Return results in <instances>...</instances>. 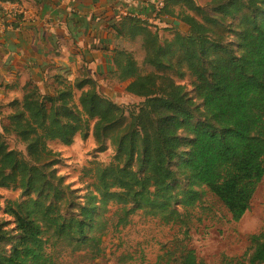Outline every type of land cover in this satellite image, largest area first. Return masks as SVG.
I'll use <instances>...</instances> for the list:
<instances>
[{
	"label": "trees",
	"instance_id": "trees-1",
	"mask_svg": "<svg viewBox=\"0 0 264 264\" xmlns=\"http://www.w3.org/2000/svg\"><path fill=\"white\" fill-rule=\"evenodd\" d=\"M156 18L175 20V32L185 34L162 40L155 25L115 11L102 19L113 39L135 44L141 55L139 61L132 51L110 50L109 73L138 104H118L101 91L107 78L89 73L80 41L72 49L82 58L76 76L60 67L44 92L38 82L46 62L37 58L36 80L7 105L10 112L0 108V188L20 194L0 205L11 220L0 218V264H58L49 239L65 241L71 252L100 254L110 205L124 225L141 211L185 232L204 190L235 223L250 210L264 180V0H209L207 8L163 0ZM12 51L28 65L20 47ZM90 131L92 157L108 148L114 155L106 165L90 163L91 183L75 189L58 174L64 159L48 144L70 147ZM250 244L247 264H264V235ZM156 264L203 263L178 240Z\"/></svg>",
	"mask_w": 264,
	"mask_h": 264
},
{
	"label": "rangeland",
	"instance_id": "rangeland-1",
	"mask_svg": "<svg viewBox=\"0 0 264 264\" xmlns=\"http://www.w3.org/2000/svg\"><path fill=\"white\" fill-rule=\"evenodd\" d=\"M195 1L201 7L209 6V0ZM33 19L34 17L27 24ZM162 30L160 32L162 40L171 39L176 34H185L182 31ZM126 47L128 51L134 52L140 61L141 55L137 46L127 43ZM181 84L189 91L192 90L189 78H185ZM41 88L44 90L43 86ZM49 88L51 85L47 84L45 90ZM104 89L105 92L113 91L114 100L118 104L136 105L140 102L138 98L128 96L118 81L111 82L101 91ZM22 91L23 89L10 91L5 97L10 98V101L20 99ZM102 96L106 97L103 92ZM6 112H10V109L8 108ZM9 144L12 146L11 140ZM48 145L64 159L63 166L57 168L58 174L64 175L66 182L71 183L75 189L84 188L91 183L90 177L85 176V170L90 167V163L99 162L106 165L114 155L113 150L108 148L104 154L92 157V150L96 144L91 131L85 138L83 134L78 135L70 147L62 146L59 142H50ZM13 147L23 150L18 143ZM180 187L183 189L186 184L182 181ZM263 187L264 180L257 189L250 210L238 223L232 221L228 211L216 197L204 190L200 208L190 212L188 232L178 226L164 224L158 218L146 216L141 211L130 216L128 223L124 225L120 222L121 216L116 212L117 207L110 205L105 214L108 224L101 239L100 254L96 255L89 249L71 252L65 241L54 239H49L48 252L57 257L58 264H156L161 255L172 249V243L179 240L188 249L193 250L198 261L203 264H247L252 253L250 238L254 235H264ZM0 196L2 197L0 205L4 208L8 202L19 199L20 194L18 191L0 188ZM0 218L9 220L2 213Z\"/></svg>",
	"mask_w": 264,
	"mask_h": 264
},
{
	"label": "crops",
	"instance_id": "crops-1",
	"mask_svg": "<svg viewBox=\"0 0 264 264\" xmlns=\"http://www.w3.org/2000/svg\"><path fill=\"white\" fill-rule=\"evenodd\" d=\"M42 1L41 6H38L34 0H22L30 7L34 19L26 30L7 32L5 36L2 35L4 37L0 46V108H3L4 113L11 102L10 98L5 97L6 94L21 90L29 79L36 80L35 71L38 70L32 66L37 58L46 62L44 63L45 72L41 73L38 82L40 89L44 92L45 89L41 88V86L44 87V81L56 74L60 67L68 69V77L76 76L82 58L74 55L72 49L80 41L82 51L87 55L88 61H85V66L89 73L92 76L101 74L107 78L103 87H108L113 81L117 82L113 78V73H109L114 68L110 50H127V47L125 42L112 38L105 20H102L106 11H115L120 16L123 9L131 10L140 19L153 23L160 32L162 29H168L169 32L176 31L175 20L155 18V10L163 0ZM80 33L86 34L80 37ZM14 47H20L26 53L28 67L18 61L12 51ZM120 85L124 89V85ZM108 91L114 94L113 91Z\"/></svg>",
	"mask_w": 264,
	"mask_h": 264
},
{
	"label": "built area",
	"instance_id": "built-area-1",
	"mask_svg": "<svg viewBox=\"0 0 264 264\" xmlns=\"http://www.w3.org/2000/svg\"><path fill=\"white\" fill-rule=\"evenodd\" d=\"M162 7L163 2L160 3L155 10L156 17L158 11ZM120 15L123 17H136L140 19V17L131 10L123 9ZM32 17L33 13L31 9L20 2L0 3V32L2 34L6 32H22L23 25L27 24ZM12 19H14V21Z\"/></svg>",
	"mask_w": 264,
	"mask_h": 264
}]
</instances>
